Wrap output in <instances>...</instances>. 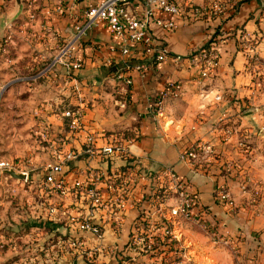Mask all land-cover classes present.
Segmentation results:
<instances>
[{
	"label": "crops",
	"instance_id": "crops-1",
	"mask_svg": "<svg viewBox=\"0 0 264 264\" xmlns=\"http://www.w3.org/2000/svg\"><path fill=\"white\" fill-rule=\"evenodd\" d=\"M99 1L41 0L35 12L23 1L19 12L16 0H0V51L4 50L1 56L10 61L15 57L7 52L22 55L27 49L33 60L28 67L40 70L45 59L56 62L64 46L76 45L71 58L82 62L81 70H72L65 64L66 59L41 73L54 87L51 100L41 109L42 131L44 126L49 127L54 142L78 152L84 150L88 132H94L98 144L103 145L114 133L136 131L138 139L129 147L136 167L130 175L133 191L124 200L115 195L112 207L99 209L89 207L77 194L59 198L45 193L40 183L51 157L42 168H38L39 164L30 167L29 181L0 174V264H85L72 249L65 259L48 255L58 230L50 225L32 235L30 230L37 222L31 208H18L21 216L11 206L19 199L36 206L57 202L62 205V219L68 213L89 217L102 226L106 246L121 250L136 231L144 235L150 224L161 230L160 221L168 217L174 203L158 188L165 166H172L195 193V213L212 226L216 237L201 225L186 221L175 227L179 229L177 244L181 251L141 256L130 252L132 257L145 264H241L248 256L247 248L259 244L260 239L264 247V4L261 0H242L234 5V0H229L221 16L191 21V5L201 6L203 0H178L182 13L175 18L176 29L153 26L158 48L166 47L170 53L168 59L159 62L139 50L127 59L105 22L78 32V26H85L88 6ZM131 4L139 15L147 8L145 0H132ZM152 7L160 18L169 17ZM30 16L34 19L28 21ZM9 31L13 34L4 44ZM210 40L217 45L219 66L204 77L201 65L194 63L192 56ZM127 60L142 62L144 72H132L128 104L123 106V81L118 80L117 72L124 70ZM3 65L8 66L6 70ZM3 65L0 68L8 76L11 64ZM171 81L181 84L178 95L167 88ZM161 98L160 112L156 104ZM80 106L84 108L85 129L73 134L61 114L67 108ZM200 140L214 145L216 156L208 162L182 161L181 153ZM111 168L105 157L84 154L70 162L66 175L73 181L95 173H110ZM108 184V179L100 184L105 196H110ZM222 191L229 194L228 202L221 201ZM116 215L122 219L119 228H114ZM67 233L78 236L86 245L97 241L87 233ZM257 234L260 239L255 240ZM14 236L19 238L15 246L4 243ZM236 247L242 248V255L236 254ZM100 264H118L116 255L104 254Z\"/></svg>",
	"mask_w": 264,
	"mask_h": 264
},
{
	"label": "built area",
	"instance_id": "built-area-1",
	"mask_svg": "<svg viewBox=\"0 0 264 264\" xmlns=\"http://www.w3.org/2000/svg\"><path fill=\"white\" fill-rule=\"evenodd\" d=\"M147 8L142 14H136L131 7L132 0H101L95 4L89 5L86 10L85 26H78V32H83L85 28L91 27L97 22H105L112 32L114 38L119 41L120 53L127 59L132 56L133 51H142L145 56L154 57L157 61L162 62L169 58V49L166 47L158 48L153 36V26H159L167 31H174L177 27L176 17L179 16L181 6L178 0H145ZM192 1V0H184ZM229 0H203L201 6L190 7L191 21L201 19L204 14L207 18L213 17V14L221 16L227 7ZM242 0H234V5ZM264 4V0H261ZM160 10L169 15L168 18H160L156 11ZM233 5V6H234ZM76 45L70 43L64 46L61 54L56 59V62H61L70 67L74 71H79L83 68L80 60L74 58L72 60L71 54L76 50ZM113 49V48H112ZM114 50V49H113ZM194 63L201 65V72L204 77L212 75L219 66V52L216 44H211L210 47L200 50L198 54L193 56ZM124 70L117 72L118 80L123 81L121 87L123 100L121 105L127 106L128 96L130 94L131 86L133 85L132 72H144V64L131 63L128 60L123 64ZM1 81V80H0ZM167 88L174 95H178L181 91V84L179 82L171 81L167 84ZM162 98L157 102V111H162ZM62 117L68 120L70 131L73 134L81 133L85 129L84 123V108L74 107L63 110ZM51 129L44 126L42 136L48 142L51 149V161L46 164L44 171V179L40 183V188L45 193L57 195L59 198H67L71 194L80 196L84 203L93 209L112 207V199L116 195L119 200L133 191L132 186V172L136 171L134 163L130 158V145L138 139L136 131L133 133H114L108 137L107 143L100 145L97 142V137L94 132H88L84 139V150L78 152L67 146H61L50 138ZM88 154L89 156L105 157L111 164V172L95 173L92 176H86L82 179H75L69 181L66 170L70 162L77 159L79 156ZM216 156L214 145L209 142L200 140L191 147L187 148L181 153L180 159L182 161H205L211 160ZM23 174L25 177L16 178L9 172ZM131 172V174H130ZM0 174L6 175L9 179L29 181L31 168L26 166L23 162H15L9 160H0ZM14 177V178H13ZM103 179L109 180V194L105 196L100 184ZM160 188L164 195L168 198H173L174 203L170 206L168 217L161 220V230L158 225L150 224L149 231L146 234H141L136 231L125 249L112 248L106 246L103 242L104 232L99 223L94 222L89 217L85 218L79 214L68 213L64 219L60 216L62 212L61 204L43 203L39 206L34 205L28 201L26 205L20 202L21 209L31 208L34 214V221L36 225L30 230L34 235L42 229L48 228L50 225L53 229L58 230L54 236V243L48 250V255L54 254L57 260L68 258L71 249L74 250V255L81 256L85 264H100L104 254L114 253L116 255L118 264H145L137 261L130 252H137L138 256L148 255L150 253L166 254L177 249L178 247L177 233L179 227L183 222H193L201 225L208 230L212 237H216V231L212 229L207 221H204L199 214L195 213L197 207V199L195 193L190 191L187 184L183 182L172 166H165L162 169V175L159 177ZM112 194V195H111ZM221 201L228 202L230 196L227 192L219 193ZM29 210V209H28ZM121 216L116 215L114 219V228H119L121 224ZM65 231L64 234L62 231ZM78 231L87 236L91 235L97 239L93 244L87 245L78 236H69L67 232ZM19 241L18 236H14L11 240L5 241L12 246ZM88 242V241H87ZM42 252L44 250H41ZM38 253H41L39 248ZM128 253L131 255L129 256ZM77 258V257H76Z\"/></svg>",
	"mask_w": 264,
	"mask_h": 264
},
{
	"label": "rangeland",
	"instance_id": "rangeland-1",
	"mask_svg": "<svg viewBox=\"0 0 264 264\" xmlns=\"http://www.w3.org/2000/svg\"><path fill=\"white\" fill-rule=\"evenodd\" d=\"M23 1L27 8H31L32 12H35L37 10L35 6L41 0L34 2L35 4L33 3L34 0ZM32 18L33 16H30L28 21ZM30 24L26 25L28 29ZM12 34V31L8 32L5 37L7 41H4V44L10 41ZM2 53L4 50L0 51V67L4 62H7L9 65L11 64V72L6 76V72L0 68V75L2 74L0 81V160L23 162L29 168L39 164L38 168H42L40 166L51 157V149L42 136L41 109L43 104H46L45 102L51 100L49 96L53 93L54 87L48 83V77L44 78L45 73H41L59 62L50 63V59H45L40 65V70H35L28 67L31 65L30 62H33L29 50L25 49L22 55L16 52L13 54L7 52L6 55L15 57V59L11 58L10 61H6V57L1 56ZM7 67L2 66L4 70ZM0 189L3 190L2 187ZM20 201V199L15 200L13 203L19 204ZM13 203L10 205L22 216L20 209H18L20 205L17 204L16 206ZM5 205L6 200L2 207ZM20 218L17 219L20 220ZM11 221L13 224L16 223V220ZM197 236L202 237L200 234ZM254 237L255 240L260 239L259 234ZM259 241L260 243L256 246L246 249L248 256L246 260L243 258L241 264L244 262L245 264H264V247H262L261 239ZM233 249L236 254L242 255L240 252L242 248Z\"/></svg>",
	"mask_w": 264,
	"mask_h": 264
},
{
	"label": "water",
	"instance_id": "water-1",
	"mask_svg": "<svg viewBox=\"0 0 264 264\" xmlns=\"http://www.w3.org/2000/svg\"><path fill=\"white\" fill-rule=\"evenodd\" d=\"M16 3L18 5V9H19V12L23 10V0H16ZM12 176L16 177V178H24L25 176L23 174H20V173H16V172H13V171H10L9 172Z\"/></svg>",
	"mask_w": 264,
	"mask_h": 264
},
{
	"label": "trees",
	"instance_id": "trees-1",
	"mask_svg": "<svg viewBox=\"0 0 264 264\" xmlns=\"http://www.w3.org/2000/svg\"><path fill=\"white\" fill-rule=\"evenodd\" d=\"M188 15H189V17H190V13H189ZM213 17H218V16H217L216 14H213ZM206 18H207V16L204 14L203 16H201V19H199V20H203V19H206ZM197 21H198V20H197ZM214 42H215V40H210L205 46H203V47L201 48V50L210 47V45L213 44ZM187 186H188V185H187Z\"/></svg>",
	"mask_w": 264,
	"mask_h": 264
}]
</instances>
